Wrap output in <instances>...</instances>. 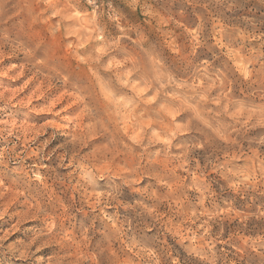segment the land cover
Returning a JSON list of instances; mask_svg holds the SVG:
<instances>
[{
    "label": "clouds",
    "instance_id": "1",
    "mask_svg": "<svg viewBox=\"0 0 264 264\" xmlns=\"http://www.w3.org/2000/svg\"><path fill=\"white\" fill-rule=\"evenodd\" d=\"M0 264H264V0H0Z\"/></svg>",
    "mask_w": 264,
    "mask_h": 264
}]
</instances>
